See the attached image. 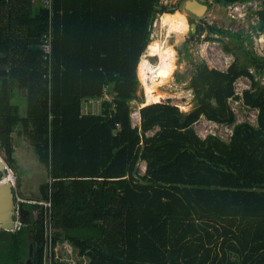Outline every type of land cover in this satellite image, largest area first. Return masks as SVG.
I'll list each match as a JSON object with an SVG mask.
<instances>
[{"label": "trees", "instance_id": "16d2710c", "mask_svg": "<svg viewBox=\"0 0 264 264\" xmlns=\"http://www.w3.org/2000/svg\"><path fill=\"white\" fill-rule=\"evenodd\" d=\"M203 1L260 2L253 30L264 33V0ZM52 3L50 15L43 0H0V150L19 197L52 202L50 214L43 203H20L27 217L20 216L25 225L10 237L7 264L21 260L24 244L31 264L44 263L49 218L55 244L63 238L87 261L76 264H264V85L256 80L264 74V55L251 37L200 27L199 36L206 31L204 41L221 43L234 61L226 70L198 66L189 86L200 104L192 110L168 101L147 104L134 126L131 103L144 104L137 66L154 21L174 9L161 0ZM50 16L51 92L40 50ZM241 77L252 86L240 97ZM14 83L26 90L23 116L11 103ZM105 87L113 101L103 102L98 115L81 116L82 101L101 98ZM231 98L258 110L256 124L237 122ZM202 116L233 125L230 141L201 138L195 123ZM24 147L47 176L34 197L24 193L22 169L15 167ZM6 175L0 172V179Z\"/></svg>", "mask_w": 264, "mask_h": 264}, {"label": "rangeland", "instance_id": "374dc122", "mask_svg": "<svg viewBox=\"0 0 264 264\" xmlns=\"http://www.w3.org/2000/svg\"><path fill=\"white\" fill-rule=\"evenodd\" d=\"M186 0H161V4L169 9H174L172 14H163L157 17L152 26L151 43L145 54L142 55V62L138 68L137 76L143 91V100L147 104L156 102H169L178 107L180 111H190L200 104V98L195 90L189 86L190 78L195 74L196 69L201 63H205L209 68L226 70L234 61L232 53H225L221 43H209L204 41L207 32L201 33L200 27L204 24L215 25L219 28L227 29L232 32H241L243 36L249 35L253 41V48L259 55H264V33H255L253 26L258 23L256 12L260 10V2H250L244 4H233L228 7L210 3L207 10L200 17H195L184 9ZM204 3L203 0H198ZM206 5V4H205ZM191 24H195L194 32L191 31ZM232 49L235 45H230ZM141 61V60H140ZM158 72V73H157ZM156 73L158 80H154L152 74ZM167 75L165 78L164 76ZM147 82V90L143 81ZM256 80L264 85V74H257ZM251 79L247 77L239 78L235 83L236 93L242 96L243 91L250 89ZM21 95L16 103H12L19 108L20 114L26 111V90H19ZM230 104L237 115V122L249 121L256 124L258 110L248 108L242 98H231ZM158 102V101H157ZM137 101L131 103L132 123L139 125V109L144 106ZM156 130V129H155ZM195 130L198 135L205 139L208 135H215L224 141H230L233 133V125L219 124L206 119L202 116L195 123ZM151 135V132L147 134ZM30 147L29 145H26ZM31 148L24 147L18 157H16V169H22L21 188L26 196L34 197L37 194L40 183L46 180L44 167L37 161ZM0 156L5 161V153L0 150ZM6 163V162H5ZM138 171L142 174L145 170V163L137 164ZM11 171V170H10ZM12 172V171H11ZM8 173V172H7ZM10 179L8 178V181ZM17 182V180H16ZM17 188V186H16ZM18 191V190H17ZM21 198V197H20ZM16 203V201H15ZM20 203V202H19ZM17 201L18 215L26 218L27 213L21 208ZM6 237L10 238L9 235ZM2 240L3 261L10 263L6 256L7 243ZM67 244V243H66ZM68 245V244H67ZM24 250L25 244H24ZM27 254L23 255V259ZM56 257L65 264L86 263V259L78 256L77 252L68 245L65 246L63 238L56 244Z\"/></svg>", "mask_w": 264, "mask_h": 264}, {"label": "built area", "instance_id": "2783aa9c", "mask_svg": "<svg viewBox=\"0 0 264 264\" xmlns=\"http://www.w3.org/2000/svg\"><path fill=\"white\" fill-rule=\"evenodd\" d=\"M43 4L45 7H48L50 10V15H52V0H43ZM40 50L42 53V60H43V70L45 72L44 78L47 82V87L49 92H51L52 85H53V74H54V26L52 21V16H50L49 26L47 30L43 33L40 43ZM108 88H103V96L101 98L96 99H85L81 103L80 114L81 116L87 115H98L100 114L101 104L103 102H110L114 99V94L109 93ZM140 124V123H139ZM135 126V125H134ZM116 129H120V124L116 123ZM7 175L11 176L10 182L13 187L14 195L16 198V219H14V229L18 230L22 226L20 216L18 215L17 209V201L20 202H31V203H43L47 209L48 213H51L52 209V202L49 201H35V200H26L20 198L16 191V178L14 177L13 173L10 169H7ZM11 172V173H10ZM19 203V205H20ZM45 236H46V248H45V255H44V263L43 264H53L55 260L59 259L56 257V244L54 242V231L53 226L51 224L50 218L46 221L45 224ZM58 242V241H57ZM65 242V246H68ZM70 246V245H69ZM71 247V246H70ZM72 248V247H71ZM60 260V259H59Z\"/></svg>", "mask_w": 264, "mask_h": 264}, {"label": "water", "instance_id": "95a60500", "mask_svg": "<svg viewBox=\"0 0 264 264\" xmlns=\"http://www.w3.org/2000/svg\"><path fill=\"white\" fill-rule=\"evenodd\" d=\"M184 9L195 17H200L207 10V5L198 0H186ZM195 24H191V31L194 32ZM8 166L2 156H0V172L6 170ZM6 177V178H5ZM0 179V231L10 232L14 230V218L16 203L14 202V191L10 181H6L8 175ZM26 264H31L27 260Z\"/></svg>", "mask_w": 264, "mask_h": 264}, {"label": "crops", "instance_id": "0c3cea01", "mask_svg": "<svg viewBox=\"0 0 264 264\" xmlns=\"http://www.w3.org/2000/svg\"><path fill=\"white\" fill-rule=\"evenodd\" d=\"M19 90H24V89H22V88H20L19 87V84H17V83H14V87H13V94H12V99H11V103H12V101H14L15 103H16V101H17V98L21 95V92L19 91ZM15 97H17V98H15ZM13 102V103H14ZM12 103V104H13ZM14 105V104H13ZM15 106H16V104H15ZM19 114H20V111H19ZM21 116H23V115H25V113L22 115V114H20ZM139 123H140V120H139ZM27 148V147H26ZM7 181H8V179H7ZM23 218V217H22ZM14 219H16V210H15V214H14ZM24 219V218H23ZM26 219V218H25ZM21 225L20 226H23V220L21 219V223H20ZM13 231H15V230H13ZM1 232V231H0ZM3 232H5V231H3ZM6 233H9V232H6ZM3 241H5V242H7V240H3ZM1 244H2V239L0 240V254L2 253L1 251L3 250L2 249V247H1ZM8 244V243H7ZM6 250V249H5ZM26 254V250H24L23 251V254H22V256H21V260H19L18 261V263L17 264H21L20 262L21 261H24L25 260V258H27V256L23 259V255H25ZM27 259H29V258H27ZM30 260V259H29ZM0 262L2 263V264H5L6 262H3V261H1L0 260ZM7 264V263H6Z\"/></svg>", "mask_w": 264, "mask_h": 264}, {"label": "flooded vegetation", "instance_id": "af4514ba", "mask_svg": "<svg viewBox=\"0 0 264 264\" xmlns=\"http://www.w3.org/2000/svg\"><path fill=\"white\" fill-rule=\"evenodd\" d=\"M14 202H15V195H14ZM13 218H14V215H13ZM25 225V223H23V226ZM20 229V228H19ZM19 229L18 230H15V231H10L9 233H4L3 235H2V240H7L8 241V239H10V238H8V237H6L7 235H9V237H12L13 236V234L14 233H16L17 231H19ZM1 240V239H0ZM27 260H29V259H27V258H25V260L24 261H21L20 263L21 264H26V262H27ZM0 264H2L1 262H0Z\"/></svg>", "mask_w": 264, "mask_h": 264}, {"label": "bare ground", "instance_id": "6f19581e", "mask_svg": "<svg viewBox=\"0 0 264 264\" xmlns=\"http://www.w3.org/2000/svg\"><path fill=\"white\" fill-rule=\"evenodd\" d=\"M157 73H158V72H157ZM156 75H157L156 73H153V74H152L154 80H158V79H159V78L156 77ZM164 77L166 78L167 75H165ZM141 80H142V79H141ZM142 81H143L144 86L146 87V88H145V89L147 90L146 94H147V96H148V89H149V88H147V86H146L147 82H145L144 80H142ZM155 101H156V102H157V101L160 102L159 100H156V99H155ZM147 102H148V101H145L144 106L147 105ZM152 103H155V102H152ZM160 103H161V102H160ZM142 104H143V103H142ZM148 104H149V103H148ZM150 104H151V103H150ZM10 173H11V172H10ZM5 178H6V177H5ZM8 178L10 179L11 176L9 175ZM8 178H7V179H8ZM6 181H7V180H6Z\"/></svg>", "mask_w": 264, "mask_h": 264}]
</instances>
